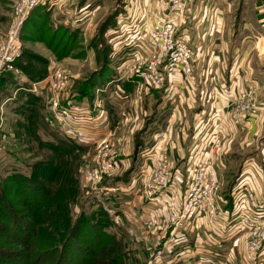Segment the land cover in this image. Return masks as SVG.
<instances>
[{"label":"rangeland","instance_id":"obj_1","mask_svg":"<svg viewBox=\"0 0 264 264\" xmlns=\"http://www.w3.org/2000/svg\"><path fill=\"white\" fill-rule=\"evenodd\" d=\"M15 1L0 0V38L13 29L12 7ZM124 2L126 0H62L50 11L48 18L35 27L30 37L21 38V30L18 33L23 57L32 68L44 69L46 64L48 75L54 69L66 70L67 86L61 92L60 100L68 98L76 80L82 82L98 67L94 46H108L115 35L123 36L122 40L127 36V31L121 34L118 29L124 20ZM215 3L223 5V9L228 5V10L223 11L221 17L225 20L229 37L237 39L244 34L241 29L243 22L252 26L257 24L258 11H255V7L264 4V0H215ZM106 20L110 21L107 26L104 25ZM59 26L76 31V48L67 56L63 53L56 55V43L59 50H68L65 43L68 36L61 31L55 32ZM107 27L114 29V32L117 28L116 33L106 30ZM108 31L111 35H107ZM255 37L264 38L263 31L252 32L250 45L256 41ZM80 50L84 51L83 55L79 53ZM257 50H264V44L258 43ZM76 72L78 75L74 78ZM25 83H9L4 90L0 89V264H149L148 261L160 249L163 241L157 238L155 231H146L142 217L130 214L134 219L129 217L124 220L109 210L114 227L120 228L109 239L94 234L91 237L78 230L67 233L62 229L63 220L68 214L71 219L75 217L74 213L79 211L80 201L84 197L96 198L92 190L98 182L93 173L98 170L103 150L91 144L84 150L60 148L64 151L42 145L39 135L44 132L45 125H49L52 108L50 92L47 89L40 91L39 102L26 104L19 109L20 104L14 101V90L17 85L21 87ZM96 95L97 92L94 100ZM119 100H123L119 102L121 120L115 123L107 139L109 152L113 150L116 153L114 161L117 167L113 166L114 169L103 179L122 175L133 158L131 150L138 129L130 135L128 124L121 118L124 112H130L133 102H125V98ZM43 126L44 129H40ZM126 146L129 150L127 154L123 152ZM141 161L138 155V166ZM14 167L31 168L30 181L15 178L7 182L6 178ZM236 172L235 169L233 173ZM70 206L73 216L68 213ZM25 226L30 228V236ZM63 239L64 251L58 256L55 249ZM169 253L165 251L166 258L157 264H170L168 255L172 254ZM238 253L228 258L226 264H241L242 253ZM182 259L186 260H183L185 263L189 260L188 256Z\"/></svg>","mask_w":264,"mask_h":264},{"label":"crops","instance_id":"obj_2","mask_svg":"<svg viewBox=\"0 0 264 264\" xmlns=\"http://www.w3.org/2000/svg\"><path fill=\"white\" fill-rule=\"evenodd\" d=\"M158 7V0L124 2V20L121 22L123 28H120V25L118 29L121 34L127 31V36L122 40L123 36L115 35L109 42L112 46L111 80L97 91V114H100V118L95 119V114H92L94 119L89 125H84L82 133L86 142L95 146L102 137L110 136V130L121 120L119 102L123 100L120 101L119 98H125V102H133V105L131 104L130 112H124L121 118L128 124L130 135L138 129L136 134L144 146L138 154L142 161L132 178L143 164L146 165L142 155L149 151L154 152L151 155L155 159L164 157L173 171L184 174L192 163L194 153L199 151L204 141L218 129L221 142L212 156V171L219 183L218 199H226L230 203V192L238 181H245L255 189L257 197H262L264 50L260 52L257 46L258 43L264 44V38L255 37L256 41L250 45V37L252 32L256 33L257 30L264 33V4L255 7V11H258L256 25L252 26L248 22L241 24L244 34L236 36L237 39L240 38L238 41L234 36L229 37L225 20L221 17L223 11L228 10V5L223 9V5L215 3V0H196L192 3L182 17L176 18L177 36L186 40L193 51L191 80L182 81L175 78L168 85L154 89L146 87L135 78L126 79L122 76L127 66L126 61L134 60L142 53L138 47L140 42L131 35L138 11L143 8L153 11ZM110 30L116 33L117 28L115 32L114 29ZM109 31L107 35H111ZM127 39L129 43L126 44ZM76 75L78 72L73 75L74 78ZM16 80L19 81L17 83H25L27 78L21 74ZM251 82L256 83L262 112L255 119L241 120L232 125L228 121V106ZM14 91L16 92V89ZM90 103L84 100L76 106L86 109L91 107ZM123 150L125 154L129 153L128 146ZM246 162L253 163L254 168L245 169ZM235 169L237 172L234 174ZM184 181L183 178V183ZM139 198L136 188H126L123 192L111 196L110 212L114 211V214L117 213V216L124 220L129 217L144 219L148 212L142 207ZM130 214H134V217ZM185 230L182 234L183 243H178V250H185V256H188L189 260L185 263L186 260L183 259L185 261L182 263L208 264L211 245L205 240L210 229L203 221H199L192 228ZM238 252L242 253L241 264H247L243 258L240 240L232 236L222 244L219 260H228ZM258 264H264V248L258 258Z\"/></svg>","mask_w":264,"mask_h":264},{"label":"built area","instance_id":"obj_3","mask_svg":"<svg viewBox=\"0 0 264 264\" xmlns=\"http://www.w3.org/2000/svg\"><path fill=\"white\" fill-rule=\"evenodd\" d=\"M195 1L158 0L159 7L156 10L148 11L143 8L138 11L131 35L140 42L138 47L142 53L134 60L126 61L127 66L122 78H135L146 87L154 89L168 85L175 78L182 81L191 80L193 51L186 40L177 36L176 18L182 17ZM61 2L62 0L14 2L13 29L0 38V75L4 72L12 73L15 78L20 75V71L15 67L22 55L18 33L30 13L39 7L50 13ZM65 74V69H54L44 80L31 84L30 91L39 94L47 89L50 92V126L73 138L86 140L82 131L84 125H89L94 118H100V114H97L99 101L96 97L90 108L83 109L69 106V103L60 100V94L67 86ZM228 109V121L232 125L241 120L250 121L258 117L262 108L256 83L251 82L250 86L231 102ZM92 114H95L94 118ZM107 139L105 135L95 144V147L103 151L98 170L93 173L98 183L92 191L99 198L115 195L126 188H136L142 207L148 212V216L143 220V227L148 232L155 231L157 238L163 241V245L148 261L149 264H157L166 258L165 251L172 254L168 255L170 264H183L182 257H185L187 252L178 250V243H183V231L192 228L199 221H203L210 229L205 240L211 245L208 264L228 262L227 259L219 258L222 244L232 236L240 240L243 258L247 264H258V258L264 248V195L257 197L255 189L248 183L238 181L230 192V203L226 199H218L219 183L212 171V156L221 142L218 129L204 141L199 151L194 153L192 163L184 174L173 171L164 157L155 159L151 150V153L149 151L142 155L146 165L143 164L129 184L114 186L102 185L104 175L111 172L113 166L117 167L114 161L116 153L113 150L109 152ZM252 165L253 163L246 162L244 167L253 169Z\"/></svg>","mask_w":264,"mask_h":264},{"label":"trees","instance_id":"obj_4","mask_svg":"<svg viewBox=\"0 0 264 264\" xmlns=\"http://www.w3.org/2000/svg\"><path fill=\"white\" fill-rule=\"evenodd\" d=\"M48 16L49 12H46L44 8L39 7L33 10L27 17V19L23 22V25L21 27V38L30 37V33L32 31H35V27L43 23L48 18ZM109 22V20H106L104 25L107 26V23ZM105 26L102 27L104 31ZM107 29H109V27H107L106 30ZM60 31L68 36V40L65 42L68 50H59L57 46L58 43H56V55L63 53L64 56H67L71 53V50L74 47L76 48V46H74L77 42V37L75 38L76 31H69L67 28L63 29V27L61 26L55 28L56 34ZM39 33H42V31ZM94 49L96 52L97 60L99 61L98 67H96V70L89 74V76L85 77L82 82H77V80L74 82L75 86H72L70 88L71 91L68 98L63 101L64 103L70 102L69 106H76L77 103L84 100L91 102L90 104L92 105L96 92L100 91L107 84V82L111 80V45H105L102 48L94 46ZM79 53L83 55L84 51L80 50ZM23 56L24 55L22 51L21 57L15 63V67L21 72L22 75L27 78V82L24 84V86L17 87V85L15 87L16 92L14 101L20 104L19 109H22V107L26 104L30 105L32 103L39 102V95L31 92L30 86L31 84L44 80L48 75V68L46 67V64L44 69H34L32 68V66H30L29 61L24 59ZM16 79L17 78H15V76L10 72L2 73L0 75V89L4 90L8 87L9 83H17ZM45 126L46 128L44 132L39 135V141L45 147L53 148L58 151H64L60 148L84 150L90 147V145L84 139L80 140L73 138L70 135L64 134L57 128H54L48 124H46ZM40 129L43 130L44 126ZM142 149H144L143 141L140 140L137 135L134 139L133 150L131 153L133 155L132 162L128 165V168L125 169L124 173L120 176L106 177L103 180L102 185L114 186L117 184H129L131 182L133 174L138 169V163L136 162V159ZM15 178H18L22 181H30V179L32 178L31 168L29 169L25 167L21 169L14 167L11 171V175H8L6 179L7 182H10ZM111 196L112 195L101 196L99 198H93L92 196H87L86 198L84 197V200L80 201L79 211L77 213H74L75 217L71 219L68 214V217L63 220L62 229H65L67 233L70 230L73 232L78 230L79 232L83 234L86 233L91 237L93 234L95 236L98 235L100 237H105L108 239L110 237H113L116 230L120 228L118 226H116V228L114 227L115 225L113 224L112 216L109 213ZM68 213H71V216H73L71 206L68 207ZM25 228L26 233L28 234V236H30V228L28 226H25ZM64 242L65 239L62 240V244L56 246L55 253L58 254V256H61L64 251Z\"/></svg>","mask_w":264,"mask_h":264}]
</instances>
